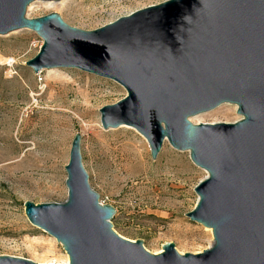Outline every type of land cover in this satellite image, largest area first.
I'll list each match as a JSON object with an SVG mask.
<instances>
[{"label": "water", "instance_id": "95a60500", "mask_svg": "<svg viewBox=\"0 0 264 264\" xmlns=\"http://www.w3.org/2000/svg\"><path fill=\"white\" fill-rule=\"evenodd\" d=\"M60 1L0 0V35L42 39L26 63L35 74L76 69L123 87L125 98L100 110L102 129H135L154 161L166 142L188 152L207 177L186 217L214 240L199 254L170 243L153 254L117 234L116 210L90 186L80 134L65 167L67 200L25 203L29 222L62 245L69 264H264V0H168L91 32L57 14L26 16L34 2ZM224 104L242 120L192 122ZM0 264L38 263L0 256Z\"/></svg>", "mask_w": 264, "mask_h": 264}, {"label": "rangeland", "instance_id": "374dc122", "mask_svg": "<svg viewBox=\"0 0 264 264\" xmlns=\"http://www.w3.org/2000/svg\"><path fill=\"white\" fill-rule=\"evenodd\" d=\"M168 0H62L34 2L30 20L57 14L70 27L96 31L122 17ZM43 45L30 30L0 35V256L39 261L52 247L64 257L61 244L33 226L24 204L64 203L68 197L65 167L72 142L82 136L83 166L100 203L116 210L114 231L131 241L141 240L150 253L174 244L180 254L209 249L213 235L186 215L198 200L194 189L207 177L188 152L167 142L154 161L145 138L135 129L104 131L100 110L127 95L117 83L76 69L43 71L46 90L38 98L39 74L26 63ZM64 76L55 82L53 76ZM87 97L94 107L88 110ZM227 116L220 115L222 111ZM220 111V112H219ZM203 116V117H201ZM233 124L242 117L237 107L224 104L192 119L194 124ZM188 227L194 236H179Z\"/></svg>", "mask_w": 264, "mask_h": 264}, {"label": "bare ground", "instance_id": "6f19581e", "mask_svg": "<svg viewBox=\"0 0 264 264\" xmlns=\"http://www.w3.org/2000/svg\"><path fill=\"white\" fill-rule=\"evenodd\" d=\"M33 5V4H32ZM32 9V6H30L29 10ZM0 62H4V63H9L12 64L13 60L11 61H7V60H3L0 59ZM49 73H52V70L48 71ZM53 79L55 82H63L64 81V76L62 75H57V76H53ZM86 103L88 104V110L91 111V109L94 107V104L92 102V100H90L87 97ZM220 112V111H219ZM227 112H229L228 110L226 111H222L220 112V115L223 117L227 116ZM203 117V116H201ZM211 118H216L215 121L216 123L218 122L217 120V116H211ZM207 232H209L212 235V231L210 229H206ZM175 233L179 236H194L196 233L194 231H192L191 229H189L188 227H184V228H176L175 229ZM213 244V242H212ZM211 244V246H212ZM162 251H158L154 254H160ZM39 261H37L36 263L38 264H69V257L68 255H65L64 257L58 258L55 256V250L52 247H49V249H47L44 254L41 257H38Z\"/></svg>", "mask_w": 264, "mask_h": 264}, {"label": "built area", "instance_id": "2783aa9c", "mask_svg": "<svg viewBox=\"0 0 264 264\" xmlns=\"http://www.w3.org/2000/svg\"><path fill=\"white\" fill-rule=\"evenodd\" d=\"M41 74H39L38 79V93L35 94L36 98H38L41 94H43L47 88L46 83L43 81V79L40 77Z\"/></svg>", "mask_w": 264, "mask_h": 264}]
</instances>
